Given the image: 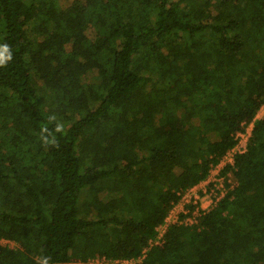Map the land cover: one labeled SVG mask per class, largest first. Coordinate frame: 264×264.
Masks as SVG:
<instances>
[{"label":"trees","instance_id":"obj_1","mask_svg":"<svg viewBox=\"0 0 264 264\" xmlns=\"http://www.w3.org/2000/svg\"><path fill=\"white\" fill-rule=\"evenodd\" d=\"M3 44L0 264H264V0H0ZM251 122L234 187L150 246Z\"/></svg>","mask_w":264,"mask_h":264},{"label":"built area","instance_id":"obj_2","mask_svg":"<svg viewBox=\"0 0 264 264\" xmlns=\"http://www.w3.org/2000/svg\"><path fill=\"white\" fill-rule=\"evenodd\" d=\"M252 125H246L243 132H236L235 133V141L236 144L232 149H230L218 162L217 165L212 166L209 175L207 178L198 184L201 185L202 189H198L197 193L194 191L193 188L186 191V193L181 197L178 204L169 212L167 217L165 218L164 222L159 225L156 229V238L154 240L149 241V245H162L163 244V236L166 233L167 229L171 225H184V226H191L197 223V218L200 216L201 211L206 212L209 207L215 205L221 198L225 196V194L231 190L234 185L235 181L233 179V175L231 172H228L227 175L221 176V171L227 166L234 165V157L236 154H241L246 151L247 141L251 136ZM228 185V186H227ZM199 190H201V195L206 197L205 203H202L203 200L199 197ZM200 200V201H199ZM192 204L195 206V209L189 214V210H176L178 205ZM204 206V207H203ZM179 211V212H174ZM182 212V213H180ZM181 215L184 217L181 218ZM0 245L10 248V249H17L18 247L4 239H0ZM146 253V249L143 250L142 256L137 260L140 262ZM134 261L132 260H107L104 258H95L88 260L85 263H81L80 261L73 260L72 264H133Z\"/></svg>","mask_w":264,"mask_h":264},{"label":"clouds","instance_id":"obj_3","mask_svg":"<svg viewBox=\"0 0 264 264\" xmlns=\"http://www.w3.org/2000/svg\"><path fill=\"white\" fill-rule=\"evenodd\" d=\"M12 60V53H11V49L7 44H3L0 45V68L6 67L7 64ZM50 121H55L56 117L55 115H52L49 117ZM63 131V125L61 123H57L55 126V132L56 133H60ZM48 130L47 129H43L42 130V142L47 144L49 143V139H48ZM52 143H54V138L51 141ZM38 264H50L49 258L46 256L40 257L38 260Z\"/></svg>","mask_w":264,"mask_h":264},{"label":"rangeland","instance_id":"obj_4","mask_svg":"<svg viewBox=\"0 0 264 264\" xmlns=\"http://www.w3.org/2000/svg\"><path fill=\"white\" fill-rule=\"evenodd\" d=\"M87 35H88V37H93V34H92V32L90 31V32H88L87 33ZM263 113H264V106L259 110V112L257 113V115H256V117H255V119H261L262 117H263ZM248 125H253V122H251V123H249ZM252 128V127H251ZM195 188H193L194 189V191H196V193H197V191H198V189H202L201 188V185H196V186H194ZM201 190H199V194H200V198H202V200H203V202L202 203H205V201H207L206 200V197L204 196V195H201ZM200 201V200H199ZM187 205V204H186ZM186 205H184V206H181V205H178L177 206V208H176V210H188L186 207ZM175 213L176 212H179V211H174ZM180 213H182V212H180ZM181 216H183V215H181Z\"/></svg>","mask_w":264,"mask_h":264},{"label":"crops","instance_id":"obj_5","mask_svg":"<svg viewBox=\"0 0 264 264\" xmlns=\"http://www.w3.org/2000/svg\"><path fill=\"white\" fill-rule=\"evenodd\" d=\"M201 199H202V198H201ZM204 206H206V203L204 204ZM204 206H203V207H204Z\"/></svg>","mask_w":264,"mask_h":264}]
</instances>
